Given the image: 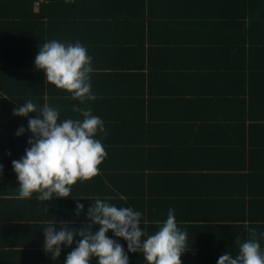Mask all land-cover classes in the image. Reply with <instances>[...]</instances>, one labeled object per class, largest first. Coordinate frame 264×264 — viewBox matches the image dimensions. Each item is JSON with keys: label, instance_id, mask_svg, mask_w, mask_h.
I'll return each mask as SVG.
<instances>
[{"label": "trees", "instance_id": "trees-1", "mask_svg": "<svg viewBox=\"0 0 264 264\" xmlns=\"http://www.w3.org/2000/svg\"><path fill=\"white\" fill-rule=\"evenodd\" d=\"M33 3L0 0V130L6 133L8 126L18 129L27 123L14 116L13 110L28 100L58 108L61 120H82V111L89 110L104 121L106 129V135L98 133L96 137L107 152L99 174L73 185V199L50 201L61 204L54 208L59 214L75 209L77 203H90L86 188L92 184L113 183L122 177L139 183L145 176L135 174V152L150 148L168 156V161L160 162L167 169L185 171L177 167L182 164L190 165L188 171H198L189 174L188 182L202 188L200 191H212L209 193L215 197L210 205L215 208L220 201L209 189L214 183L237 178L242 184L264 186V0H76L68 4L53 0L39 8ZM138 3L141 11L137 9L133 15ZM91 8L96 11L90 13ZM52 39L79 41L87 48L94 68L95 101L81 104L49 84L36 69L33 61L40 45ZM218 84L227 91L214 92ZM231 88L237 91L231 93ZM158 102H167L173 114L167 117L173 121L174 136H191V146L184 141H159L161 134L153 130L167 112L149 109L151 103ZM234 104L236 108L230 111ZM25 130L29 139L27 126ZM5 148L0 142V187L8 182L18 184L11 166L14 159ZM186 151L189 156L182 154ZM118 152H125L126 159L113 160L110 165L112 155ZM141 162L153 168L149 157ZM230 162L239 166L234 169L237 176L226 174L233 170ZM258 194L264 196L260 195L264 192ZM238 199L240 206L242 195ZM1 202L37 212L42 203L35 198L7 199L0 192ZM259 207L255 205V209ZM249 215L254 219L217 224L220 229L238 232L237 244L229 249L233 257L239 245L249 239V228L264 233V213ZM29 219L41 223L34 222L41 217ZM206 223L187 224L191 226L186 229L208 230ZM259 242L264 249V237ZM208 256L203 262L216 264L219 255Z\"/></svg>", "mask_w": 264, "mask_h": 264}, {"label": "clouds", "instance_id": "clouds-1", "mask_svg": "<svg viewBox=\"0 0 264 264\" xmlns=\"http://www.w3.org/2000/svg\"><path fill=\"white\" fill-rule=\"evenodd\" d=\"M33 63L44 80L65 90L72 99L81 104L96 100L91 83L92 57L79 41L49 40L40 45ZM13 115L27 120V132L31 134L24 155L11 161L19 199L49 203L54 198H72L73 185L99 174V165L107 157L101 140L96 138L98 133L106 135L99 116L85 110L82 120H61L58 108L32 100L15 106ZM25 131L20 127L15 135L20 137ZM82 212V228L62 222L57 230L55 221L41 227L45 253L57 259L64 248H72L63 264H91L93 257L97 264H129L130 253L142 254L146 264H182V256L189 251V234L178 226L174 208H169L166 220L159 222L158 230L151 235L140 227L143 213L131 206L117 207L96 198L86 212L84 204L77 203L75 216L79 218ZM248 231L250 237L239 245L238 254L233 257L226 251L216 264H264V249L259 242L264 233L257 234L255 228ZM119 239L126 243V251Z\"/></svg>", "mask_w": 264, "mask_h": 264}, {"label": "crops", "instance_id": "crops-1", "mask_svg": "<svg viewBox=\"0 0 264 264\" xmlns=\"http://www.w3.org/2000/svg\"><path fill=\"white\" fill-rule=\"evenodd\" d=\"M75 2L76 0L73 3ZM139 7V3L135 5L134 12L132 11L133 15L137 9L138 12L141 11ZM88 11L93 13L96 10L91 8ZM105 12H109V10ZM128 89L130 90L132 88ZM215 91L222 93L227 90L218 84L214 87V92ZM229 91L235 93L237 90L236 88H231ZM166 105L167 102L166 104L158 102L156 104L151 103L149 106L150 110L167 112L164 118L159 121L158 127L160 128L157 127L153 132L157 130V132L154 133L161 134V140L159 141H167L169 143H176L177 141H181L182 143L184 141L185 143H190L191 146V136L183 135L181 136L182 139L180 137L178 138L176 135L174 136V132L171 129L173 121L168 119V117L173 116V114H170L169 108ZM235 108L236 104H234L233 108L231 106L230 111ZM26 126L27 123H24L21 127L26 128ZM8 128L6 133L0 130V142L4 143L6 146L5 149L11 158L19 160L24 155L25 148L28 147V136L25 132L20 137H17L15 133L19 128L15 129V125L12 126V128L8 126ZM109 142H111V140H109ZM151 146L152 145H148V147ZM150 151L153 152L149 153ZM182 154L189 156L188 151ZM182 154H180L181 157ZM135 155L138 168L135 174L144 175L145 177L141 178L139 183L136 181L129 182L126 178L122 177L113 183L92 184L86 188L90 203L86 202L87 204L84 205L85 212L96 198L107 200L117 207L131 206L133 209L143 213V227H146L145 231L151 235L158 230L159 222L166 220L169 208H174L178 226L189 234L188 243L190 248L189 251L185 252L182 256V264H206L207 262H203V258H209L208 255L212 254L220 256L237 244L236 240L239 239L237 230L234 228L226 229L225 227L220 229L217 224H226L224 222L235 224L236 222H244V220L250 221L251 218L254 219L253 216L249 215L250 212L251 214L258 212L264 213V207H261V205L264 204V196L259 197L258 194L264 192V186L261 184L246 185L239 182L237 178L232 181L226 180V182L214 183L215 186L209 189L215 191L214 194L217 193L216 198L220 201L215 208L210 205L213 196L215 197V195L209 193L212 191H200L202 188L188 182L190 179V177H188L189 174L198 173V171H188L187 169H189L190 165H177V167L179 166L181 169H185V171L167 169L168 166H163L160 162L168 161V156L161 154L160 151L153 148H150L148 151H137ZM148 157L153 168H146L141 162L143 158L148 160ZM172 157L175 158L174 153ZM111 158L109 162L110 165L113 164V160H116V163L120 162V160L126 159L125 152L113 154ZM200 162L201 161H197V163ZM230 165L233 170L226 174L237 176L238 173L235 172V170H237L236 168L239 166L231 162ZM171 167L175 169L173 165ZM18 187L19 184L17 183L8 182L5 187H0V192L4 194L7 199L13 196L18 198V193H12V195H10V193H5L7 190L18 192ZM240 195H242V199H240L241 205L239 206L240 201L238 197ZM3 199L5 200V198ZM255 199L257 200L255 201ZM4 203L5 202L0 203V264H63L66 255L72 248H64L60 257L57 259L53 258L50 253H45L43 247V229L41 227L46 223L55 221L54 227L57 230L60 229L62 222H68L71 227L82 228L84 225L81 222L84 220V213L82 212L79 218H77L74 214L75 208L63 214H59L58 210L54 208L60 207L61 204L51 202H42L39 208L41 212H37L35 208L29 209L28 206L27 208L23 206L26 210V212H24L23 207L19 208L15 203L9 204V202H6V205H4ZM19 203L22 205V202ZM255 205H259L260 207L255 209ZM248 207L254 208L252 211H246L245 208L247 209ZM46 208L48 209L47 212L45 211ZM36 216L41 217V221L36 220ZM29 217L36 220L34 222L41 223L36 225ZM200 223L209 224L210 228L204 231H201L199 228L198 232H189L188 229H186V226H191L187 224ZM92 230L95 231V227H93ZM107 235L111 236L112 234L109 232ZM118 242L125 245L126 251V243L122 239H119ZM74 246L75 244L73 247ZM231 251L232 250H229L228 252ZM210 263L215 264V262L212 261H210ZM91 264H97L95 257L92 258ZM129 264H146V262L142 254L130 253Z\"/></svg>", "mask_w": 264, "mask_h": 264}, {"label": "built area", "instance_id": "built-area-1", "mask_svg": "<svg viewBox=\"0 0 264 264\" xmlns=\"http://www.w3.org/2000/svg\"><path fill=\"white\" fill-rule=\"evenodd\" d=\"M53 0H34V7L39 8L40 5L47 4L49 2H52ZM64 3H73L75 0H62Z\"/></svg>", "mask_w": 264, "mask_h": 264}]
</instances>
